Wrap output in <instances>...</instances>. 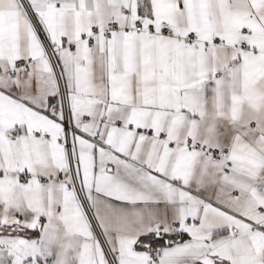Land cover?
<instances>
[{
  "label": "snow or ice",
  "instance_id": "obj_1",
  "mask_svg": "<svg viewBox=\"0 0 264 264\" xmlns=\"http://www.w3.org/2000/svg\"><path fill=\"white\" fill-rule=\"evenodd\" d=\"M0 264H264V0H0Z\"/></svg>",
  "mask_w": 264,
  "mask_h": 264
}]
</instances>
